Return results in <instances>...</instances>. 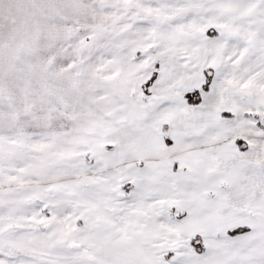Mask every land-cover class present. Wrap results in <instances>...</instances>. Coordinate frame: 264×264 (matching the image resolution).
<instances>
[{
    "label": "snow or ice",
    "instance_id": "6c2138e0",
    "mask_svg": "<svg viewBox=\"0 0 264 264\" xmlns=\"http://www.w3.org/2000/svg\"><path fill=\"white\" fill-rule=\"evenodd\" d=\"M0 264H264V0H0Z\"/></svg>",
    "mask_w": 264,
    "mask_h": 264
}]
</instances>
